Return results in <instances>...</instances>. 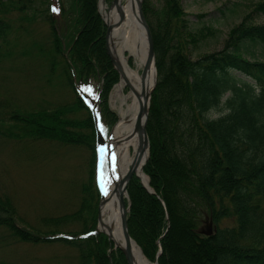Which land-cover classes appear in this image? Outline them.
<instances>
[{"label": "trees", "instance_id": "16d2710c", "mask_svg": "<svg viewBox=\"0 0 264 264\" xmlns=\"http://www.w3.org/2000/svg\"><path fill=\"white\" fill-rule=\"evenodd\" d=\"M38 3L48 23L46 45L38 43V51L68 97L27 111L7 103L0 128L17 140L83 149L86 176L75 208L41 214L27 225L19 222L24 219L14 198L0 190V228L14 240L73 248L75 264H127L118 247L109 259L107 236L96 230L97 136L91 108L75 87L97 81L99 120L108 127L115 116L107 97L119 73L106 51L98 0H0L4 44L10 30L34 18L29 10ZM240 5L227 0L218 10L235 14ZM253 10L264 12V0ZM142 11L156 67L143 165L153 191L137 177L128 183V232L159 264H264V23L246 13L228 28L220 49L206 50L221 29L205 13L190 21L181 0L159 7L142 0ZM206 213L211 234L200 231Z\"/></svg>", "mask_w": 264, "mask_h": 264}, {"label": "rangeland", "instance_id": "374dc122", "mask_svg": "<svg viewBox=\"0 0 264 264\" xmlns=\"http://www.w3.org/2000/svg\"><path fill=\"white\" fill-rule=\"evenodd\" d=\"M150 1L155 7H159L163 2ZM225 1L227 0H181L190 21H196L198 14L205 13L206 17H210L212 23L221 29L219 35L208 40L203 49H220L228 28L246 13H251L254 22L264 23V12L253 10L257 0H230L241 2L239 12L221 15L218 9ZM102 2L109 7L110 2L100 0L99 11L102 10ZM43 5L44 3H38V7L29 10L30 14L34 13V18L23 23L24 29L10 30L6 34L5 44L0 40V110L5 108L7 103H12L20 110H34L42 106H53L68 97L64 83L49 73L45 57L38 51V43L46 45L45 37L48 31V23L40 12ZM236 75L246 78L239 72H236ZM118 81L113 84L107 97V105L115 120L108 127L100 125L102 139L104 137L107 142L119 121L118 113L112 108V94ZM88 86H91L90 94L81 91L90 105L95 104V111L99 116L97 81L91 79L85 88ZM85 155L86 152L79 147L41 140H17L8 135L5 129L0 128V190L8 192L14 198L19 214L24 219L19 221L21 224L36 223L44 213H58L76 207L79 202V183L86 176ZM109 167L106 157L104 174H108ZM125 200L129 201L127 188ZM206 216L208 213L200 223L202 228H206ZM226 222H229L228 218L222 221ZM96 224L97 230L107 236L100 230L99 218ZM211 227L213 228V223ZM110 242L111 246L116 248L111 240ZM155 259L156 257L150 261L154 263ZM0 264H75V250L59 243L32 244L14 240L7 230L0 228Z\"/></svg>", "mask_w": 264, "mask_h": 264}, {"label": "bare ground", "instance_id": "6f19581e", "mask_svg": "<svg viewBox=\"0 0 264 264\" xmlns=\"http://www.w3.org/2000/svg\"><path fill=\"white\" fill-rule=\"evenodd\" d=\"M103 3V18L111 25L108 45L120 74L112 94V108L118 113L119 121L112 130L109 141H105L103 137V143L99 145L97 185L101 201L98 212L100 230L117 246L124 245L122 211L118 198L120 193L126 196L124 188L121 191L116 189L117 182L123 179L127 171L133 169L141 176L143 183L148 184V176L143 171L148 148H145L136 168L134 156L139 145L140 105L154 84L156 67L152 62L145 68L149 44L139 19L137 0H118L117 4L109 7ZM106 157L110 166L107 175L103 173ZM130 251L134 264H158L152 263L133 239L130 240Z\"/></svg>", "mask_w": 264, "mask_h": 264}, {"label": "water", "instance_id": "95a60500", "mask_svg": "<svg viewBox=\"0 0 264 264\" xmlns=\"http://www.w3.org/2000/svg\"><path fill=\"white\" fill-rule=\"evenodd\" d=\"M104 1V0H103ZM118 0H111L109 6H112L113 4H117ZM98 7H100V0L98 3ZM137 9H138V15H139V19L140 22L142 24V26L145 29L146 32V37L148 40V44H149V49H148V54H147V58H146V62H145V68L150 65V63L153 62L154 66V45H153V39H152V35H151V31L149 28V25L146 21V18L144 16V13L142 11V0H137ZM100 14L102 16V19L106 25V31H105V47H106V51L110 57V60L114 66V68L117 70V66L115 63V60L113 58V55L111 53V50L109 48L108 45V33L109 30L111 28V25L109 23H107L105 21V19L103 18L102 12L100 11ZM156 69V68H155ZM156 82V77L154 80V84L150 90V92H148L146 94V96L144 97V100L141 102L140 105V111H139V118H138V130H139V145H138V149L137 152L134 156V166L136 168L138 162L140 161L142 154L145 150V148H148L149 150V138H148V134H147V130H146V122H147V117H148V108H149V100H150V93L155 85ZM92 112H93V119H94V125H95V129H96V136H97V141L99 142V144L103 143V139L99 130V125H98V118L96 116L95 113V107L92 106L91 107ZM149 155V153H148ZM148 156L146 157L145 161L147 160ZM144 161V163H145ZM99 169V166H98ZM133 177H137L139 179V181L141 182V184L150 192H152V188L149 186V182L148 184H144L141 176L135 172L133 169L129 170L125 173L124 177L122 180H120L119 182H117V187L116 189H118V191H121L122 188H124L126 190L127 185L129 183V181L133 178ZM99 188V187H98ZM100 191V189H99ZM126 196H123L121 193L119 194V198H118V204L121 208V213H122V219H121V229H122V234H123V238H124V245H117L116 247H118L122 253L124 254L125 258H126V262L127 264H134V258H133V254L130 251V240H132L133 238L130 236L129 232H128V227H127V214H128V210H129V201L125 200ZM101 201V193H100V198H99V202H98V208H99V204ZM99 218V213H97V221ZM212 225V219L211 217L208 215L205 218V227L206 228H200V231L202 233L205 234H211V232L213 231V228L211 227ZM98 229L97 224H96V230ZM108 238V243H109V247H108V257L109 259H111V251L115 246H111V242L109 240V236L107 235ZM154 263H157L156 259L154 260Z\"/></svg>", "mask_w": 264, "mask_h": 264}, {"label": "snow or ice", "instance_id": "6c2138e0", "mask_svg": "<svg viewBox=\"0 0 264 264\" xmlns=\"http://www.w3.org/2000/svg\"><path fill=\"white\" fill-rule=\"evenodd\" d=\"M84 91H86L90 94L91 93V86H88L87 88H85Z\"/></svg>", "mask_w": 264, "mask_h": 264}]
</instances>
